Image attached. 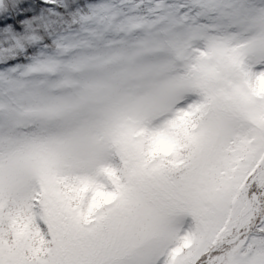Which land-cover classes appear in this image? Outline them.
<instances>
[{
  "label": "snow or ice",
  "instance_id": "obj_1",
  "mask_svg": "<svg viewBox=\"0 0 264 264\" xmlns=\"http://www.w3.org/2000/svg\"><path fill=\"white\" fill-rule=\"evenodd\" d=\"M0 264H264V0H0Z\"/></svg>",
  "mask_w": 264,
  "mask_h": 264
}]
</instances>
